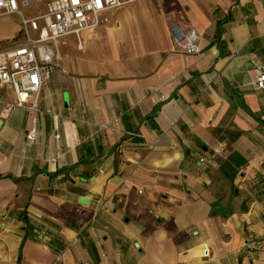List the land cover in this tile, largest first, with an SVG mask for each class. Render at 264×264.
Returning a JSON list of instances; mask_svg holds the SVG:
<instances>
[{
  "label": "crops",
  "instance_id": "0c3cea01",
  "mask_svg": "<svg viewBox=\"0 0 264 264\" xmlns=\"http://www.w3.org/2000/svg\"><path fill=\"white\" fill-rule=\"evenodd\" d=\"M57 46L36 111L0 112V264H264V0H132Z\"/></svg>",
  "mask_w": 264,
  "mask_h": 264
},
{
  "label": "built area",
  "instance_id": "2783aa9c",
  "mask_svg": "<svg viewBox=\"0 0 264 264\" xmlns=\"http://www.w3.org/2000/svg\"><path fill=\"white\" fill-rule=\"evenodd\" d=\"M30 0H22L26 5ZM132 0H47L44 12L37 17H24L16 0H0V16H19V37L9 47L0 49V89H8L13 97L0 99V112L6 115L20 107L34 113L40 86L58 66L60 54L57 39L63 35L93 28L107 21V12ZM177 50L183 54H198V34L193 28L168 27ZM254 85L264 89V64L259 62ZM35 118L25 131L29 141L35 138ZM56 137V135H54ZM202 161V158H199ZM207 248L201 250L207 256Z\"/></svg>",
  "mask_w": 264,
  "mask_h": 264
},
{
  "label": "rangeland",
  "instance_id": "374dc122",
  "mask_svg": "<svg viewBox=\"0 0 264 264\" xmlns=\"http://www.w3.org/2000/svg\"><path fill=\"white\" fill-rule=\"evenodd\" d=\"M23 11L26 13V14H31L33 12V6L30 4V5H26L24 8H23Z\"/></svg>",
  "mask_w": 264,
  "mask_h": 264
}]
</instances>
